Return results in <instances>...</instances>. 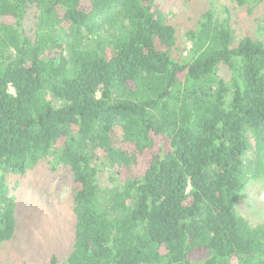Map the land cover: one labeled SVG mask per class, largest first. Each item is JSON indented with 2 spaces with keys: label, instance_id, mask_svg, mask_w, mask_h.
<instances>
[{
  "label": "trees",
  "instance_id": "obj_1",
  "mask_svg": "<svg viewBox=\"0 0 264 264\" xmlns=\"http://www.w3.org/2000/svg\"><path fill=\"white\" fill-rule=\"evenodd\" d=\"M0 18V245L6 174L49 162L72 174L63 264H264V222L237 212L248 165L264 178V40L210 8L180 53L159 0H0Z\"/></svg>",
  "mask_w": 264,
  "mask_h": 264
},
{
  "label": "rangeland",
  "instance_id": "obj_2",
  "mask_svg": "<svg viewBox=\"0 0 264 264\" xmlns=\"http://www.w3.org/2000/svg\"><path fill=\"white\" fill-rule=\"evenodd\" d=\"M84 3L89 4V0H84ZM159 4L169 22L177 28L180 53L187 51L190 45L187 31L195 29L201 14L210 8L222 19L229 18L236 43L245 35L264 40V0L252 7L240 6L235 0H159ZM33 19L30 14L25 24L27 29L33 25ZM220 72L228 79L231 77V71L223 67ZM249 138L252 144L248 156L250 164L254 158L255 140L251 133ZM97 152L101 154L99 150L96 151L98 155ZM248 166L249 178L237 212L257 225L264 222V178L254 175L252 164ZM115 170L102 162L99 176L103 187L112 186L110 179H115ZM2 175L0 168V177ZM6 177L9 196L16 203L18 228L11 240L0 245V264H44L53 255L59 264L65 263L75 235L69 167H54L49 162H43L25 174L10 172ZM195 256L199 257V253Z\"/></svg>",
  "mask_w": 264,
  "mask_h": 264
}]
</instances>
